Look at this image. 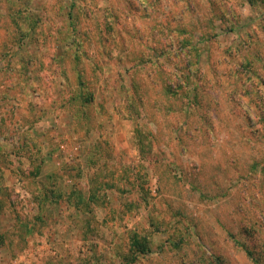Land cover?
<instances>
[{
    "label": "rangeland",
    "instance_id": "rangeland-1",
    "mask_svg": "<svg viewBox=\"0 0 264 264\" xmlns=\"http://www.w3.org/2000/svg\"><path fill=\"white\" fill-rule=\"evenodd\" d=\"M0 204V264H264V0H0Z\"/></svg>",
    "mask_w": 264,
    "mask_h": 264
},
{
    "label": "trees",
    "instance_id": "trees-1",
    "mask_svg": "<svg viewBox=\"0 0 264 264\" xmlns=\"http://www.w3.org/2000/svg\"><path fill=\"white\" fill-rule=\"evenodd\" d=\"M0 205H1V204H0ZM141 250H142L141 252H145V251L147 250V248H144V247H143V248H141ZM148 250H149V249H148Z\"/></svg>",
    "mask_w": 264,
    "mask_h": 264
}]
</instances>
